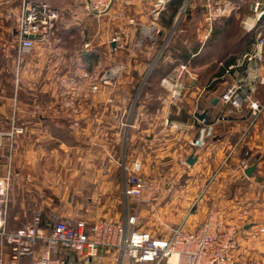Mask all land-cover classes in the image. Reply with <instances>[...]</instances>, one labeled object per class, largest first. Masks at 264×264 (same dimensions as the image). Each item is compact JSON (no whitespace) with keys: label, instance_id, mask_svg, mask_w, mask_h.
Masks as SVG:
<instances>
[{"label":"crops","instance_id":"1","mask_svg":"<svg viewBox=\"0 0 264 264\" xmlns=\"http://www.w3.org/2000/svg\"><path fill=\"white\" fill-rule=\"evenodd\" d=\"M199 1L192 0L189 5ZM221 1L228 3L227 12L211 25L204 22L205 9L201 4L197 42L190 47L185 42L182 53L173 49L172 41H163L181 14L176 9L182 4L180 0L166 6L158 31L153 30L146 16L149 0L118 2L110 15L92 27L89 46L82 45V49L78 43L57 39L53 46L35 45L19 52L16 44L0 40L1 51H9L11 61L17 55L25 78L54 80L66 87L52 90L51 82L41 87L42 106L30 99L31 109H24L27 112L24 119L14 114L15 98L0 96V128L13 124L23 130L15 134L12 147L6 145L0 150V176L10 173L7 227L31 221L35 210L29 209L25 198L34 201L41 190L32 191L28 187H66L69 181L56 177L67 175L72 177L74 193L68 201L77 211L40 207L42 224L54 215L97 221L98 212L77 214L85 202L97 209H107L103 218L124 223L128 205L123 195L126 177L123 166L136 160L141 175L157 181L159 187H176L170 197L164 194L165 189L157 202L149 204L150 208H156L159 219L167 215V221L172 222L170 226L184 220V228L193 230L209 209H219L226 221L239 227L237 247L232 253L235 264H264V107L253 119L248 107L238 111L220 98L227 87L246 77L248 64L229 71L227 66L250 48L255 32L264 35V16L256 19L250 9L255 1L264 4V0ZM70 2L73 0L50 3L66 9ZM75 6L68 9L79 11ZM116 11L133 16L135 23L117 19ZM106 17L107 23H103ZM221 20L227 25L219 26ZM237 21L244 33L232 37L230 32L223 37L221 31H231L229 24ZM243 21L254 25L253 30L246 31ZM0 31L9 34L7 27L0 26ZM115 34L119 35L121 47L113 49L111 39ZM246 34L249 39L244 41ZM52 49L59 53L49 56ZM182 64L186 70L177 79L162 83ZM108 69L112 81L99 84L97 91L90 93L86 84L96 83ZM261 72L264 75V61ZM178 83L183 88L175 98L171 91ZM255 99L264 103V84L258 88ZM201 113L202 119L216 124L211 138L196 147L191 141L201 125L197 117ZM80 144L86 146L81 149ZM59 155H69L70 169L52 166ZM189 155L195 157L192 164L186 162ZM245 157L250 165L256 166L249 177L236 169L239 160ZM13 187L21 193L20 206L25 205L22 213L12 211L16 206ZM202 187H206L204 196L190 211L197 199L196 192ZM67 258L75 264H118L114 249L99 248L92 257L70 253Z\"/></svg>","mask_w":264,"mask_h":264},{"label":"built area","instance_id":"2","mask_svg":"<svg viewBox=\"0 0 264 264\" xmlns=\"http://www.w3.org/2000/svg\"><path fill=\"white\" fill-rule=\"evenodd\" d=\"M81 6L86 15L94 19L110 15L115 4L125 0H73ZM143 1V0H142ZM175 0H149L146 13L153 30L158 31L162 23V12ZM185 7L192 0H180ZM205 9L204 22L211 25L213 20L226 14L228 3L221 0H201ZM79 6V7H80ZM250 9L256 19L264 16V4L255 1ZM185 8L182 9L184 12ZM73 9H62L47 0H0V18L7 23L8 33L16 40L19 52L31 49L35 45L53 46L56 23ZM181 13V12H180ZM114 17L126 18L134 24V17L116 11ZM246 31L254 25L242 22ZM113 49L121 47L119 35L112 37ZM89 46L88 41L83 47ZM264 61V35L255 32L250 48L239 54L228 71L244 64L246 77L232 83L221 94V100L240 111L250 109L253 119L261 113L264 103L255 99L258 88L264 84L261 72ZM119 71V68L116 71ZM186 65H179L167 75L162 83L177 79ZM116 73V72H115ZM112 81L109 69L95 82H89L87 90L94 93L99 84ZM183 86L178 83L172 89V97L181 94ZM197 136L191 141L201 147L213 135L215 122L200 120ZM22 132L21 127L11 125L7 130L0 129V150L11 145L15 134ZM227 158L223 165H226ZM250 166L247 157L239 160L236 169L240 173ZM140 163L130 161L123 166L126 173L123 195L126 201L153 204L157 202L166 187H159L157 181L140 174ZM10 173L0 176V246L6 248L5 254L0 251V264H75L67 258L70 253L86 257L95 256L99 248L114 249L118 253V264H235L232 253L237 247L239 227L223 218L222 211L211 208L205 219L193 230L184 228V220L171 227L166 236H155L146 229L137 227V217L127 213L124 223L102 219L92 223L84 218L62 219L54 215L42 224V211L33 212L31 221L15 228L6 225V212L9 200Z\"/></svg>","mask_w":264,"mask_h":264},{"label":"rangeland","instance_id":"3","mask_svg":"<svg viewBox=\"0 0 264 264\" xmlns=\"http://www.w3.org/2000/svg\"><path fill=\"white\" fill-rule=\"evenodd\" d=\"M52 3H65L68 2V0H59L60 3H58V0H49ZM72 1V0H71ZM71 3V2H70ZM204 3V2H203ZM203 3H197L194 4L192 2V7L188 4L185 7L183 6V3L178 5L176 9L181 12V14L178 16L177 20L174 22V25L169 33L164 37L163 41H172V46L173 49H176L179 53L183 52L184 49V43L188 44V47L190 45H195L197 42V32H196V26L200 23V20H202V7L201 4ZM74 5L71 3L67 8L71 7ZM80 6V5H79ZM77 5V8H79V11L73 10V13H67L63 16L61 20H59L56 23L55 27V39H67L70 41H73L78 43L80 45V49H82V45L84 42H87L88 36L92 35L91 31L92 27H97L98 23L101 21L100 20L94 19L90 15H86L84 11H82L81 6L79 7ZM76 7V6H75ZM245 7H247V1L245 4ZM244 7V9H245ZM185 8V11L182 12V9ZM189 13H192V17L188 16ZM103 23H107V17L104 19ZM220 25H227V23L224 20H221L219 22ZM0 26H3V28L7 27V23H5L1 18H0ZM190 26V27H189ZM231 28V31L227 30H222L221 33L223 32V37L231 34L232 32V37H238L241 33H244L243 29L240 26V22H234L230 23L229 26ZM244 41L249 39V36L246 34L244 36ZM0 40L5 41L4 43L7 44L9 43L10 45H15L16 40L15 38L8 34L6 35L5 32L0 31ZM163 43V42H162ZM171 49V53L173 52ZM59 53V51H56L55 49H52V52H50L49 56H53L54 54ZM9 51L4 52L1 51L0 49V96L5 95L6 97H9V100L16 99V108L14 111V114L16 118L18 119H24V117L27 115V112H25L24 109H31L30 107V99L34 100V103L38 106H42V100L43 97L40 96L39 90L41 87H45L46 84H50L52 86V90L58 88L59 89H65L66 87L62 84H56V81L54 80H46L42 78H35L34 80H30L29 78H25L21 73L23 71V65L22 63L18 62V58L16 55V59L14 61H11L12 59L9 58L8 56ZM41 66H38L40 70ZM42 77V76H41ZM19 78V79H18ZM60 82V81H59ZM89 84V82H88ZM86 84V87L88 86ZM81 87V86H80ZM31 94H34L31 96ZM29 105V107L27 106ZM17 108H20L22 111L18 113ZM38 114V113H36ZM2 130H7L8 128H0ZM22 129V128H21ZM23 132V130H22ZM20 132V133H22ZM19 133V134H20ZM68 146H71L70 144ZM81 149L85 147L86 145L80 144L79 145ZM12 147V144H11ZM96 147V145H94ZM49 151V150H48ZM50 152V151H49ZM58 152V151H56ZM66 156H57V160L54 159L52 166L57 167V168H63V169H70L72 167V161ZM82 163V162H81ZM80 163V164H81ZM55 178V177H54ZM56 178H62L68 180V185L62 186V187H28L32 191H34L36 188L41 190L40 194H35L36 199L34 201H30L25 198V202L28 203L26 205H29V209L32 208V211L41 208H44L46 210H56V211H61V212H69L71 213L72 211L75 212L77 211V208H72L71 202L68 200H71V198L74 196V193L71 188V183H72V177L70 175L64 176V177H56ZM14 188V195H15V207H13L12 211L16 212L18 211L19 213H22L24 211V207L21 208L20 206V195L21 193L17 192L19 191L17 187ZM176 187H166V191L164 194L167 196H171L175 193ZM206 187L198 188V191L196 192L197 199L192 205L190 211L195 209L197 207L198 200L204 196V190ZM84 195L87 194V192H83ZM179 195V193H177ZM195 196V194H194ZM48 198V200H47ZM48 201V202H47ZM166 201V199L164 200ZM32 202V206L30 207ZM9 203V200H8ZM47 203V205H46ZM89 203L85 202V205H83L79 212L77 214H89L93 215L95 212L96 215H98L97 219L102 220V219H107L103 218L106 217L103 214L106 213L107 209H97L94 206L88 205ZM128 205V213H133L137 217V227L139 229H146L150 231L154 235L158 236H166L169 229L173 226H170L172 222L167 221V215H165V219H159L158 216H156V208H150L149 204L146 203H136V202H127ZM8 208V207H7ZM90 212V213H89ZM162 218V217H161ZM71 219V217H70ZM24 225V223H17L14 225L12 228L15 227H20ZM5 249L4 245L0 246V251L3 252Z\"/></svg>","mask_w":264,"mask_h":264},{"label":"water","instance_id":"4","mask_svg":"<svg viewBox=\"0 0 264 264\" xmlns=\"http://www.w3.org/2000/svg\"><path fill=\"white\" fill-rule=\"evenodd\" d=\"M204 116V113H201V114H198L197 117L198 119H202ZM195 160V157L193 155H189L186 162L188 164H192ZM255 165H250L249 167H247L245 170H244V173L246 176H251L252 172L255 170Z\"/></svg>","mask_w":264,"mask_h":264}]
</instances>
